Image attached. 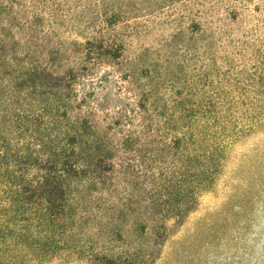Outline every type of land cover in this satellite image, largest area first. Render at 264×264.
Instances as JSON below:
<instances>
[{
  "label": "rangeland",
  "instance_id": "obj_1",
  "mask_svg": "<svg viewBox=\"0 0 264 264\" xmlns=\"http://www.w3.org/2000/svg\"><path fill=\"white\" fill-rule=\"evenodd\" d=\"M0 264H264V0H0Z\"/></svg>",
  "mask_w": 264,
  "mask_h": 264
}]
</instances>
